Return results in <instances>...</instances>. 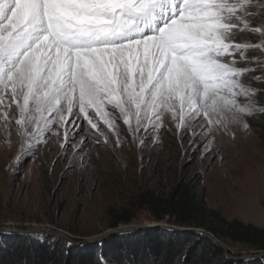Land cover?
Returning <instances> with one entry per match:
<instances>
[{
	"label": "snow or ice",
	"instance_id": "1",
	"mask_svg": "<svg viewBox=\"0 0 264 264\" xmlns=\"http://www.w3.org/2000/svg\"><path fill=\"white\" fill-rule=\"evenodd\" d=\"M253 6L254 0H0V123L10 136L14 121L29 148L62 134L64 150L81 130L107 143L101 124L120 147L118 118L133 138L152 129L158 141L167 116L181 142L191 135L190 144L198 143L196 136L207 138L229 117L252 114L239 98L255 90L241 83L248 69L237 64L247 60V49L264 44L237 42L236 34L264 36V23L253 27L249 19L264 20V11ZM255 6L264 10V0ZM86 143L84 136L71 146L82 150Z\"/></svg>",
	"mask_w": 264,
	"mask_h": 264
},
{
	"label": "rangeland",
	"instance_id": "2",
	"mask_svg": "<svg viewBox=\"0 0 264 264\" xmlns=\"http://www.w3.org/2000/svg\"><path fill=\"white\" fill-rule=\"evenodd\" d=\"M250 10L264 11L255 6V0ZM249 19L253 27L264 23L260 16ZM236 41L264 44V36L237 32ZM245 55L247 60L237 64L248 69L240 81L255 94L239 102L250 104L252 114H241L235 122L229 117L226 127L214 129L207 138L196 136L195 144H190L191 135L181 142L167 116L158 141L152 129L146 137L142 131L133 138L118 118L120 147L101 124L107 143L103 136L81 130L64 150L59 147L62 134L59 138L49 134L47 143L29 148L16 134L14 121L10 136L0 123V251L15 240L47 245L61 242L68 251L102 249L99 257L105 264H115L105 252L114 236L150 229L206 236L182 229L206 230L205 226L180 225L175 216L157 219L149 205L139 201L146 194L165 197L184 184L204 209L264 227V112L258 110L264 108V46L250 47ZM11 111L15 113V106ZM84 136L87 143L83 149H73L71 145L79 144ZM123 212L131 218L118 222ZM130 226L140 228L114 232ZM216 238L233 264L259 258L260 252L242 243ZM191 244L178 256L181 264H186ZM7 262L4 264H10Z\"/></svg>",
	"mask_w": 264,
	"mask_h": 264
},
{
	"label": "trees",
	"instance_id": "3",
	"mask_svg": "<svg viewBox=\"0 0 264 264\" xmlns=\"http://www.w3.org/2000/svg\"><path fill=\"white\" fill-rule=\"evenodd\" d=\"M139 201L148 204L157 219L175 216L180 225L205 226L218 238L246 245L257 252H264V227L244 223L237 218L227 219L214 209H204L187 184L165 197L154 194L141 195ZM127 212L117 217L118 222L130 220ZM193 233H168L160 229H150L127 236H114L105 246L107 256L114 258L115 264H181L178 256L190 243L186 264H233L227 260L222 249L206 236ZM104 251L88 247L82 250H67L64 243H26L15 240L6 250L0 251L2 264H105L99 256ZM177 256L176 260H172ZM259 257L238 264H264Z\"/></svg>",
	"mask_w": 264,
	"mask_h": 264
},
{
	"label": "water",
	"instance_id": "4",
	"mask_svg": "<svg viewBox=\"0 0 264 264\" xmlns=\"http://www.w3.org/2000/svg\"><path fill=\"white\" fill-rule=\"evenodd\" d=\"M140 227H133V226H130V227H125V228H122L120 230H117V231H114V232H117V233H124V232H130V231H134V230H138ZM182 229H185V230H195L203 235H206L208 238H210L216 245H218L219 247L222 248V245L220 244L219 240L210 232H207L206 230H203V229H194V228H191V227H182ZM113 232V233H114ZM224 250V249H223ZM259 257H264V252H260L258 254Z\"/></svg>",
	"mask_w": 264,
	"mask_h": 264
},
{
	"label": "bare ground",
	"instance_id": "5",
	"mask_svg": "<svg viewBox=\"0 0 264 264\" xmlns=\"http://www.w3.org/2000/svg\"><path fill=\"white\" fill-rule=\"evenodd\" d=\"M240 98H242V97H240ZM240 98H239V101H241ZM124 228H125V227H124Z\"/></svg>",
	"mask_w": 264,
	"mask_h": 264
}]
</instances>
